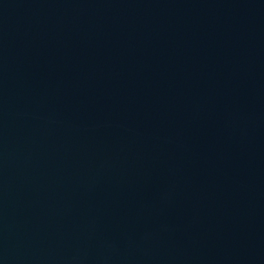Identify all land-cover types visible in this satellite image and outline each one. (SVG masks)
Here are the masks:
<instances>
[{"label": "water", "instance_id": "obj_1", "mask_svg": "<svg viewBox=\"0 0 264 264\" xmlns=\"http://www.w3.org/2000/svg\"><path fill=\"white\" fill-rule=\"evenodd\" d=\"M0 264H264V0H0Z\"/></svg>", "mask_w": 264, "mask_h": 264}]
</instances>
